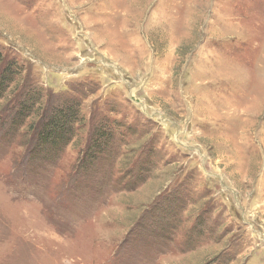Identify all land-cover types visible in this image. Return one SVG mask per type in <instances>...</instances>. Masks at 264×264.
I'll use <instances>...</instances> for the list:
<instances>
[{
	"label": "rangeland",
	"instance_id": "obj_1",
	"mask_svg": "<svg viewBox=\"0 0 264 264\" xmlns=\"http://www.w3.org/2000/svg\"><path fill=\"white\" fill-rule=\"evenodd\" d=\"M0 264H264V0H0Z\"/></svg>",
	"mask_w": 264,
	"mask_h": 264
},
{
	"label": "trees",
	"instance_id": "obj_2",
	"mask_svg": "<svg viewBox=\"0 0 264 264\" xmlns=\"http://www.w3.org/2000/svg\"><path fill=\"white\" fill-rule=\"evenodd\" d=\"M52 118H56V115H53V117ZM62 121H65V120H62Z\"/></svg>",
	"mask_w": 264,
	"mask_h": 264
}]
</instances>
